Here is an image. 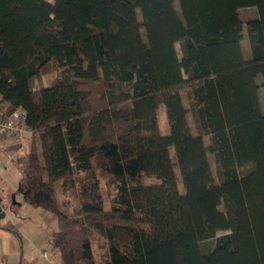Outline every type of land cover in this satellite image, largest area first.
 <instances>
[{"label":"trees","instance_id":"1","mask_svg":"<svg viewBox=\"0 0 264 264\" xmlns=\"http://www.w3.org/2000/svg\"><path fill=\"white\" fill-rule=\"evenodd\" d=\"M175 2L0 0V93L36 139L17 193L64 264H264V0Z\"/></svg>","mask_w":264,"mask_h":264},{"label":"rangeland","instance_id":"2","mask_svg":"<svg viewBox=\"0 0 264 264\" xmlns=\"http://www.w3.org/2000/svg\"><path fill=\"white\" fill-rule=\"evenodd\" d=\"M175 7L178 10V12H180V3L179 0H176L175 2ZM251 8L253 7H245V8H241L240 9V13H241V17L243 18L245 24L246 22L253 17L254 15H256V12L254 10H252ZM254 9L257 11L256 7H254ZM242 44L244 47V52L246 56H249L251 51H250V43H249V39H248V35L247 32L245 30L244 35H243V39H242ZM177 48L180 52V44H177ZM249 52V53H247ZM58 72H56V70H48L46 71L40 78L36 79L35 81V85L36 86H41V85H50L52 83V81L55 79V77L57 76ZM261 80V78H260ZM261 94L264 96V86L261 87ZM185 103L187 106H190V102L187 98H185ZM158 118H159V124H160V129L161 132L163 134H168L169 133V124H168V120H167V115H166V110H165V105L163 103L160 104L159 108H158ZM190 118V122L191 125L193 127V130L195 132H198L197 129V125L195 123L194 117L192 115V113H190L189 115ZM0 140L6 144H8V142L10 144H8V148H11V146H15V145H19V148L24 145L25 146V152L27 153L29 148L32 146V143L36 140L34 139L33 135L31 132L27 133L24 137V140L22 142L13 140L11 138H7V137H3L0 136ZM206 140L207 142L210 141V137L207 135L206 136ZM3 154V160L5 165L1 164L0 165V188H1V192L2 195L4 197L5 203L6 205L10 208L11 206H13V208H19L21 212H26L27 211V215H32V217H37L38 219L42 220V227H43V232L44 234L47 236L51 235L50 240L54 241L53 237H52V229L57 227V219L54 217V215L50 212L44 211L42 208L40 207H35L32 206L28 203H25L23 206L18 207V204H13V201H17L19 203L23 202V196L22 194L17 193L18 187H19V182L20 179L22 177V172L21 169L18 165L17 162V157L19 156V150H9V149H4V151H0ZM172 152V158L173 161H177L174 149L171 150ZM25 153V154H26ZM210 160H211V164L213 167V170L216 171V161H215V155L214 154H210ZM177 170V179L179 182V187L181 188V190H184V186L182 183V179L179 173L178 168ZM56 188H57V195L58 198L60 200H62V191H61V184L60 182L56 183ZM13 195H15V199L13 198ZM48 218H50L48 220ZM51 220V221H50ZM227 233V231H220L218 233V235ZM214 244V240L211 241V243H209L207 245V248H211L213 247ZM94 250H95V255H96V259L97 261L100 260V254H101V250L98 247L97 241H94ZM61 258V262H63L62 257ZM64 264V262H63Z\"/></svg>","mask_w":264,"mask_h":264},{"label":"crops","instance_id":"3","mask_svg":"<svg viewBox=\"0 0 264 264\" xmlns=\"http://www.w3.org/2000/svg\"><path fill=\"white\" fill-rule=\"evenodd\" d=\"M251 9L256 12L251 17L254 18L257 11L254 7ZM6 143L0 140V151L8 149L10 143ZM3 157L0 152V165H5ZM3 203L6 212L4 218L0 219V264H63L61 254L50 240L51 235L47 236L43 232L42 220L27 215V211L21 212L19 208H9L4 197ZM24 204L25 202H21L18 207Z\"/></svg>","mask_w":264,"mask_h":264},{"label":"built area","instance_id":"4","mask_svg":"<svg viewBox=\"0 0 264 264\" xmlns=\"http://www.w3.org/2000/svg\"><path fill=\"white\" fill-rule=\"evenodd\" d=\"M29 132L24 109L22 107L10 109L0 93V136L22 142ZM25 153V146L22 145L19 148V155L24 156Z\"/></svg>","mask_w":264,"mask_h":264},{"label":"water","instance_id":"5","mask_svg":"<svg viewBox=\"0 0 264 264\" xmlns=\"http://www.w3.org/2000/svg\"><path fill=\"white\" fill-rule=\"evenodd\" d=\"M13 198L15 199V195H13ZM13 203L14 204H17V203L20 204L19 202L15 201V200L13 201Z\"/></svg>","mask_w":264,"mask_h":264}]
</instances>
